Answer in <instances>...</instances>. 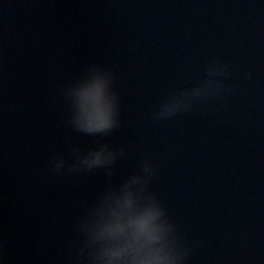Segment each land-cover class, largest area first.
<instances>
[{"label":"water","instance_id":"obj_1","mask_svg":"<svg viewBox=\"0 0 264 264\" xmlns=\"http://www.w3.org/2000/svg\"><path fill=\"white\" fill-rule=\"evenodd\" d=\"M212 61L231 69L218 91L159 117ZM93 66L117 97L108 133L73 124L67 89ZM104 145L108 167L50 171ZM145 160L186 264H264V0H0L5 264H90L81 221Z\"/></svg>","mask_w":264,"mask_h":264},{"label":"clouds","instance_id":"obj_2","mask_svg":"<svg viewBox=\"0 0 264 264\" xmlns=\"http://www.w3.org/2000/svg\"><path fill=\"white\" fill-rule=\"evenodd\" d=\"M218 61L209 62L206 78L190 88L174 92L160 105L158 116L170 117L190 107L194 99L211 98L219 89L218 78L230 72ZM112 75L106 69L90 67L85 76L67 89L74 104L73 124L90 134L108 133L117 126V97L111 90ZM79 152V149H76ZM116 154L106 145L93 148L69 163L54 157L50 171H90L110 166ZM144 175L134 174L120 185L106 190L81 221L90 264H186L188 250L165 208L147 192L153 165L145 160ZM6 244L0 242V264H5Z\"/></svg>","mask_w":264,"mask_h":264}]
</instances>
